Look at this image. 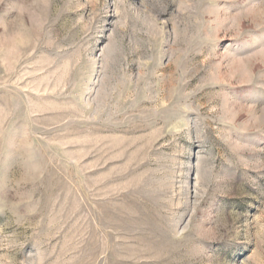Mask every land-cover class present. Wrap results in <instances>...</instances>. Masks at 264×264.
I'll return each instance as SVG.
<instances>
[{
  "label": "rangeland",
  "instance_id": "obj_1",
  "mask_svg": "<svg viewBox=\"0 0 264 264\" xmlns=\"http://www.w3.org/2000/svg\"><path fill=\"white\" fill-rule=\"evenodd\" d=\"M0 264H264V0H0Z\"/></svg>",
  "mask_w": 264,
  "mask_h": 264
}]
</instances>
